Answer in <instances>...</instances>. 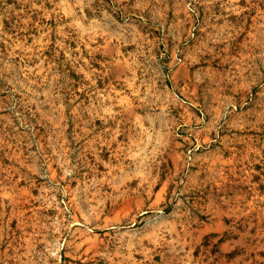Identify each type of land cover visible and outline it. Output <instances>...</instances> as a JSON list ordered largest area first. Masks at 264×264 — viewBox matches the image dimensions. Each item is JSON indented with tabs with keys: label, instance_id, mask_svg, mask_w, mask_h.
<instances>
[{
	"label": "rangeland",
	"instance_id": "1",
	"mask_svg": "<svg viewBox=\"0 0 264 264\" xmlns=\"http://www.w3.org/2000/svg\"><path fill=\"white\" fill-rule=\"evenodd\" d=\"M0 264H264V0H0Z\"/></svg>",
	"mask_w": 264,
	"mask_h": 264
}]
</instances>
